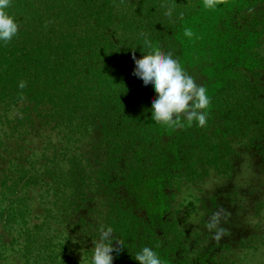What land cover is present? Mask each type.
Here are the masks:
<instances>
[{
  "label": "trees",
  "instance_id": "trees-1",
  "mask_svg": "<svg viewBox=\"0 0 264 264\" xmlns=\"http://www.w3.org/2000/svg\"><path fill=\"white\" fill-rule=\"evenodd\" d=\"M215 4L10 0L19 29L0 41V264H92L107 228L123 246L114 264H139L146 246L163 264H246L233 248L264 250L261 234L236 243L226 223L229 240L196 235L193 251L174 203L183 180L233 176L236 159L262 156L264 170V0ZM152 51L206 87L205 125L152 119L156 93L133 75V55Z\"/></svg>",
  "mask_w": 264,
  "mask_h": 264
},
{
  "label": "rangeland",
  "instance_id": "rangeland-1",
  "mask_svg": "<svg viewBox=\"0 0 264 264\" xmlns=\"http://www.w3.org/2000/svg\"><path fill=\"white\" fill-rule=\"evenodd\" d=\"M261 77L264 80V74ZM260 157L262 159V156L255 157L251 164L245 157L234 160L233 176L210 169L205 178L197 183L183 180L184 182L174 189V203L181 210V223L189 235L193 251L201 245L196 235L205 238L206 233L211 232L206 241L229 240L226 235L228 231L222 230L226 223L234 235L237 234L234 231H238L236 243H240L242 238L249 235L261 234L264 239V170L261 171L257 167ZM228 192L232 193L231 198H227ZM213 195L217 200L216 204L211 202ZM231 219L235 221L229 222ZM216 228L219 229L218 232ZM262 245L264 246V242ZM236 248H233V252L238 251V254H235L243 258L246 264H264L263 249H246L241 252L239 249L235 251ZM88 264L91 263L88 261Z\"/></svg>",
  "mask_w": 264,
  "mask_h": 264
},
{
  "label": "clouds",
  "instance_id": "clouds-1",
  "mask_svg": "<svg viewBox=\"0 0 264 264\" xmlns=\"http://www.w3.org/2000/svg\"><path fill=\"white\" fill-rule=\"evenodd\" d=\"M10 0H0V41H9L18 32L19 25L6 9ZM206 8L216 7L215 0H204ZM172 15L171 11L168 13ZM185 36L193 37L190 29H185ZM135 67L133 75L139 78L143 85L150 87L156 98L151 105V117L156 122L177 125L181 114L186 116L189 123L196 121L200 126L205 125L210 105V97L203 85H198L180 62L170 53L152 51L137 59L133 55ZM20 87H24L21 82ZM113 230L107 228L96 240L92 264H114V255L119 254L122 244L113 247ZM134 258L139 264H163L160 256L150 247H143Z\"/></svg>",
  "mask_w": 264,
  "mask_h": 264
}]
</instances>
